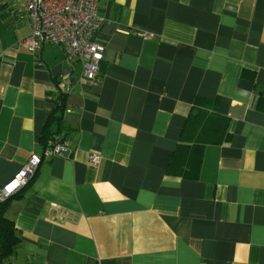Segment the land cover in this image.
<instances>
[{"label":"crops","instance_id":"1","mask_svg":"<svg viewBox=\"0 0 264 264\" xmlns=\"http://www.w3.org/2000/svg\"><path fill=\"white\" fill-rule=\"evenodd\" d=\"M99 16L86 82L60 45L22 44L23 2L0 0V189L42 156L58 91L68 147L9 198L6 264H264V0H99ZM201 98L231 136L183 178L168 165Z\"/></svg>","mask_w":264,"mask_h":264},{"label":"built area","instance_id":"2","mask_svg":"<svg viewBox=\"0 0 264 264\" xmlns=\"http://www.w3.org/2000/svg\"><path fill=\"white\" fill-rule=\"evenodd\" d=\"M28 33L20 40L30 51L35 52L42 43L60 45L69 60H78L82 65V79L93 82L97 78L104 45L94 39L101 25L99 0H21ZM61 86L69 90L70 81L62 79ZM68 149L65 142L54 140L45 147L42 156L32 154L21 170L0 189V202L5 201L24 187L34 175L43 157L60 155ZM88 163L95 165L100 156L88 154Z\"/></svg>","mask_w":264,"mask_h":264},{"label":"trees","instance_id":"3","mask_svg":"<svg viewBox=\"0 0 264 264\" xmlns=\"http://www.w3.org/2000/svg\"><path fill=\"white\" fill-rule=\"evenodd\" d=\"M61 82L62 80L55 81L56 87L57 84L61 85ZM54 103L47 125L41 135V140L46 143L45 147L57 139L64 141L55 134L57 130L49 127L60 124L65 110L66 93L58 91ZM216 103L217 99L210 101L201 98L195 106H192L193 108L186 116L181 132V141L177 143L173 151L168 165V173L183 178H197L205 144H220L230 138L231 135L227 130L228 120L219 115L215 108H212ZM9 198L0 202V264H6V261L15 254L20 241L13 220L6 215Z\"/></svg>","mask_w":264,"mask_h":264}]
</instances>
